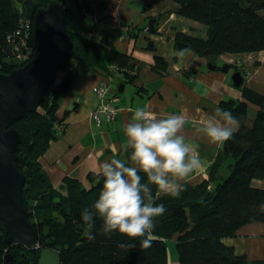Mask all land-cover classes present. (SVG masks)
Returning a JSON list of instances; mask_svg holds the SVG:
<instances>
[{
	"label": "trees",
	"instance_id": "16d2710c",
	"mask_svg": "<svg viewBox=\"0 0 264 264\" xmlns=\"http://www.w3.org/2000/svg\"><path fill=\"white\" fill-rule=\"evenodd\" d=\"M51 1L55 0H0L1 73H10L27 62L19 59V53L30 52L31 58L34 15ZM56 1L63 5L67 18V0ZM74 1L84 11L89 7L87 0ZM174 2L177 15L202 24L205 30L204 36L175 32L174 52L189 49L198 56H207L213 64L212 59L221 54L264 51V0ZM26 25L31 26L30 32L24 31ZM130 58L108 36L89 38L66 27L56 70V74L63 73L62 79L53 84L48 97L34 111L11 124L20 135L11 162L25 177L22 202L26 219L35 230L37 248L8 245L7 231L0 220V264H38L40 249L45 247L58 252L60 264H168L167 241L174 243L179 264H264V259L249 260L236 254L223 242L234 237L242 226L264 220V189L251 184L253 179L264 178V92L247 87L242 73L238 86L242 98H229L219 104L240 120L239 130L222 143L207 179L197 184L184 182L185 190L179 196H157L156 203L164 204L167 211L156 220L151 245L142 247L141 237L134 241L136 247L131 250L120 249L117 242L127 238L100 235L99 219L93 230L96 239L85 237L81 212L97 200L103 178L99 173L88 172L86 183L65 177L55 187L40 159L58 138L56 126L61 123L56 117L57 95L68 91L77 76L89 72L108 76L117 71L125 82H133L137 68ZM167 67L163 57H154L152 69L158 75H165ZM248 104L257 108L250 125ZM129 155L126 148L119 159L127 162ZM226 159L231 162L226 166L227 174L222 176ZM156 191L153 186L154 194Z\"/></svg>",
	"mask_w": 264,
	"mask_h": 264
},
{
	"label": "crops",
	"instance_id": "0c3cea01",
	"mask_svg": "<svg viewBox=\"0 0 264 264\" xmlns=\"http://www.w3.org/2000/svg\"><path fill=\"white\" fill-rule=\"evenodd\" d=\"M87 3L89 7L84 11L74 0L66 1V27L89 38L108 36L119 51L130 55L137 71L133 82H125L123 74L117 71L108 76L89 72L77 76L68 91L57 95L56 117L61 123L56 126L58 138L40 159L53 186L58 187L65 177L86 183L88 172L99 173L103 162L119 159L126 149L124 126L139 107H146L158 117L185 116L184 134L203 162L202 168L185 182L197 184L207 179L222 144L211 145L194 128L213 114L222 100L242 98L241 90L231 80L237 69L247 87L264 92V51L221 54L210 64L207 56H198L190 50L181 60L174 58V33L204 36L205 30L202 24L177 15L174 0H87ZM156 55L168 63L165 75L160 76L152 69ZM208 64L215 68L210 69ZM226 64L229 70L221 71ZM62 76L58 72L55 83ZM101 82L106 83V97L116 115L113 120L102 119L96 124L89 114L98 105L93 89ZM256 111L254 105L248 104L247 124L252 123ZM230 162L231 159H226L220 175L227 174ZM251 184L264 189V178L253 179ZM223 242L249 260L264 259V220L242 226L234 237ZM167 250L168 264H179L177 254L168 244Z\"/></svg>",
	"mask_w": 264,
	"mask_h": 264
},
{
	"label": "clouds",
	"instance_id": "9594fccd",
	"mask_svg": "<svg viewBox=\"0 0 264 264\" xmlns=\"http://www.w3.org/2000/svg\"><path fill=\"white\" fill-rule=\"evenodd\" d=\"M189 51L180 49L174 55L182 60ZM185 125L184 115L158 117L146 107L134 110L123 129L126 148L130 150L127 162L114 158L100 165V194L90 208L81 212L88 240L96 239L93 230L99 219L100 235L127 238L117 242L118 248L131 250L136 247L134 241L141 237L142 247L151 245L156 220L167 211L164 204L156 203L157 196H179L185 190L184 182L203 166L196 148L184 134ZM239 127L240 120L231 111L217 107L194 131L218 146L232 139Z\"/></svg>",
	"mask_w": 264,
	"mask_h": 264
},
{
	"label": "water",
	"instance_id": "95a60500",
	"mask_svg": "<svg viewBox=\"0 0 264 264\" xmlns=\"http://www.w3.org/2000/svg\"><path fill=\"white\" fill-rule=\"evenodd\" d=\"M65 29L60 2L51 1L39 8L33 20L32 57L10 73L0 72V220L7 231L6 243L28 250L36 249L37 244L22 202L25 177L11 162V153L20 142V135L11 124L34 111L50 94L61 62ZM210 64L208 67L214 69ZM228 70V64L221 68L223 72ZM231 80L238 87L243 78L239 71H234ZM38 264H60V256L50 248H41Z\"/></svg>",
	"mask_w": 264,
	"mask_h": 264
},
{
	"label": "built area",
	"instance_id": "2783aa9c",
	"mask_svg": "<svg viewBox=\"0 0 264 264\" xmlns=\"http://www.w3.org/2000/svg\"><path fill=\"white\" fill-rule=\"evenodd\" d=\"M24 31L30 32L31 26L26 25V27H24ZM29 54H30V52L29 53L28 52H21L18 54L20 57L19 59H21V61H23V62L28 61L30 58ZM106 93H107V86H106V83H104V82L99 83L93 89V94L98 99V105L94 110H92L90 112L89 115H90V118L96 124H99V122L102 119H105L107 121L113 120L115 115H116V109L109 104V101L106 97ZM60 129H62V128H60Z\"/></svg>",
	"mask_w": 264,
	"mask_h": 264
},
{
	"label": "rangeland",
	"instance_id": "374dc122",
	"mask_svg": "<svg viewBox=\"0 0 264 264\" xmlns=\"http://www.w3.org/2000/svg\"><path fill=\"white\" fill-rule=\"evenodd\" d=\"M218 64H219V62H217ZM231 72H233V69L231 68V70H230ZM169 241H167V244L168 245H170V247H171V251H174V254H176L177 252H176V249H175V245H174V243H172V242H169ZM173 254V253H172ZM173 258H175V256L173 257Z\"/></svg>",
	"mask_w": 264,
	"mask_h": 264
}]
</instances>
